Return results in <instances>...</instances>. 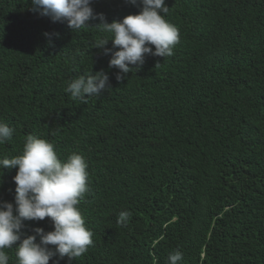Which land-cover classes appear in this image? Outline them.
Returning a JSON list of instances; mask_svg holds the SVG:
<instances>
[{"label":"trees","instance_id":"16d2710c","mask_svg":"<svg viewBox=\"0 0 264 264\" xmlns=\"http://www.w3.org/2000/svg\"><path fill=\"white\" fill-rule=\"evenodd\" d=\"M166 4L180 33L174 54L146 55L118 80L112 53L94 47L111 38L99 20L73 31L32 0H0V121L14 129L0 158L20 154L33 134L88 164L78 207L93 243L49 264H166L175 249L179 264H264V0ZM92 7L112 22L142 6ZM101 70L111 87L86 103L65 90ZM16 171L0 168V200L14 202ZM121 211L131 213L126 227ZM24 223L29 235L53 230L47 217Z\"/></svg>","mask_w":264,"mask_h":264},{"label":"clouds","instance_id":"9594fccd","mask_svg":"<svg viewBox=\"0 0 264 264\" xmlns=\"http://www.w3.org/2000/svg\"><path fill=\"white\" fill-rule=\"evenodd\" d=\"M32 3L40 15L49 16L53 22L67 21L73 31L85 28L91 20H99L95 26L111 38L96 40L94 47L104 49L106 55L112 53L109 67L119 69L118 80L133 69L139 71L146 55H173L180 41L178 28L165 18L169 11L166 0H130L142 6L139 13L112 22H108L104 13L94 11L93 0H32ZM44 35L52 36L48 32ZM109 40L119 50L112 52L106 48ZM110 87L108 75L101 70L80 75L65 90L73 100L86 103L88 97L98 96ZM13 133V128L0 121V144L10 140ZM0 168L17 170L13 177L14 202L0 200V264H9L6 249L14 245L16 264H49L53 257L67 256L71 260L88 251L93 233L78 207L88 191V164L82 154L73 152L61 158L52 142L28 134L21 153L0 158ZM130 216V212L121 211L117 224L126 227ZM46 217L50 218L53 230L36 227L31 235L24 231L26 220L42 221ZM182 259V252L175 249L169 253L166 264H179Z\"/></svg>","mask_w":264,"mask_h":264}]
</instances>
